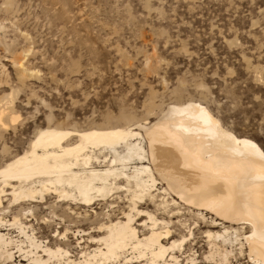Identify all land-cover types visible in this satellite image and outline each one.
<instances>
[{
  "label": "rangeland",
  "instance_id": "obj_1",
  "mask_svg": "<svg viewBox=\"0 0 264 264\" xmlns=\"http://www.w3.org/2000/svg\"><path fill=\"white\" fill-rule=\"evenodd\" d=\"M187 101L202 104L225 129L264 152V0H0V167L45 128L80 132L152 123L170 105ZM74 141L69 136L64 143ZM94 154L95 166L103 168L107 151ZM124 196L85 207L49 195L12 204L6 192L0 219L3 225L18 219L27 234L77 257L94 247L89 237L104 234L98 226L126 210ZM141 207L170 220L174 240L187 234L184 227L194 228L191 246L202 264L209 213L202 212V223L182 208L170 217L172 207L168 216ZM4 229L25 242L15 226ZM55 231H66V238L57 240ZM176 255L177 264H186ZM15 256V264H27ZM232 264H249L246 252Z\"/></svg>",
  "mask_w": 264,
  "mask_h": 264
},
{
  "label": "bare ground",
  "instance_id": "obj_2",
  "mask_svg": "<svg viewBox=\"0 0 264 264\" xmlns=\"http://www.w3.org/2000/svg\"><path fill=\"white\" fill-rule=\"evenodd\" d=\"M69 136L76 141L64 143ZM94 150L107 151L103 168L96 167ZM6 192L12 204L49 195L85 207L124 192L127 206L119 218L96 228L104 234L89 237L94 247L77 257L27 234L28 227L14 217L4 225L0 219L4 231L15 226L25 240L0 232L5 264H13L15 254L27 264H177L176 253L186 264H196L194 228L184 227L187 234L174 240L172 222L157 220L141 207L149 205L167 216L172 211L166 208H174L170 217L182 208L202 223V212L212 216L202 232L207 248L202 264H232L244 252L249 264H264V152L225 129L198 102L172 104L152 123L80 132L45 128L26 151L0 167V207ZM139 218L145 220L135 226ZM54 234L57 240L66 238V231Z\"/></svg>",
  "mask_w": 264,
  "mask_h": 264
},
{
  "label": "snow or ice",
  "instance_id": "obj_3",
  "mask_svg": "<svg viewBox=\"0 0 264 264\" xmlns=\"http://www.w3.org/2000/svg\"><path fill=\"white\" fill-rule=\"evenodd\" d=\"M260 130H261V135H264V121L261 122L260 125ZM264 146V145H262ZM217 201H214V203H216ZM262 238H264V233H262Z\"/></svg>",
  "mask_w": 264,
  "mask_h": 264
}]
</instances>
